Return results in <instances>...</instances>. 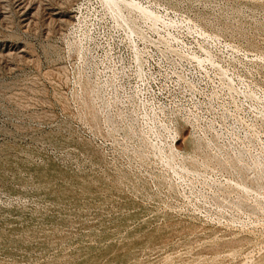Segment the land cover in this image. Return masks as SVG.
Wrapping results in <instances>:
<instances>
[{
	"label": "rangeland",
	"instance_id": "1",
	"mask_svg": "<svg viewBox=\"0 0 264 264\" xmlns=\"http://www.w3.org/2000/svg\"><path fill=\"white\" fill-rule=\"evenodd\" d=\"M121 2L0 0V264H264V0Z\"/></svg>",
	"mask_w": 264,
	"mask_h": 264
},
{
	"label": "bare ground",
	"instance_id": "2",
	"mask_svg": "<svg viewBox=\"0 0 264 264\" xmlns=\"http://www.w3.org/2000/svg\"><path fill=\"white\" fill-rule=\"evenodd\" d=\"M104 3H105V5H107L110 9H112L113 11H114V13H116L117 15L118 14H120L121 13V11H122V8L123 7H125L124 9H126V7L127 8H133V7H130V6H128L127 4H123L124 2H121V1H123V0H102ZM127 3V2H126ZM133 6H136L135 4H133ZM134 8H137L136 10H138V7H134ZM127 10V9H126ZM129 10V9H128ZM145 10V9H144ZM131 11V10H130ZM138 11H141V10H138ZM144 12V14L145 13H147V12H145V11H143ZM111 14V13H110ZM143 14V13H142ZM145 16H146V14H145ZM116 17V16H115ZM121 18V17H120ZM119 18V19H120ZM128 18V17H127ZM123 19V18H122ZM124 21V20H123ZM154 21V20H153ZM125 22V21H124ZM131 22V21H130ZM123 23V22H122ZM126 23H128L127 21H126ZM128 25V24H127ZM130 25V24H129ZM131 28H132V26H131Z\"/></svg>",
	"mask_w": 264,
	"mask_h": 264
}]
</instances>
